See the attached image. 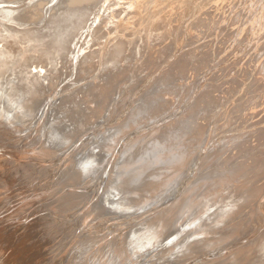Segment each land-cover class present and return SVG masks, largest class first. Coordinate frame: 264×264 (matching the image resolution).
I'll use <instances>...</instances> for the list:
<instances>
[{
    "label": "bare ground",
    "instance_id": "bare-ground-1",
    "mask_svg": "<svg viewBox=\"0 0 264 264\" xmlns=\"http://www.w3.org/2000/svg\"><path fill=\"white\" fill-rule=\"evenodd\" d=\"M0 120L56 161L98 129L59 175L112 173L91 261L264 264V0H0Z\"/></svg>",
    "mask_w": 264,
    "mask_h": 264
},
{
    "label": "rangeland",
    "instance_id": "rangeland-1",
    "mask_svg": "<svg viewBox=\"0 0 264 264\" xmlns=\"http://www.w3.org/2000/svg\"><path fill=\"white\" fill-rule=\"evenodd\" d=\"M120 122L121 121H118V123L114 124H119ZM12 125L13 123L6 124V122L0 120V264H91L90 262L93 260L91 261L90 257L89 260L87 252L92 250H84V247L86 248L91 245V239L94 240L92 242L98 241L102 243L103 240L108 241L107 238L110 235H112L113 239L114 237H117L116 235L118 232L120 233L122 230L126 229L125 227L123 229L122 227H119L121 230L118 227L115 228V221L113 222L115 217L113 215L105 216L107 219H104L105 217H99V220L98 217H94L93 219L91 213L87 214L91 204L101 198L99 195H102L104 188L108 183H105L104 180L108 181V178L111 177L109 175H112V173L108 174L103 180L104 184L102 182L99 186H97L96 183L93 184V182H91V184H87L86 182L85 186H83L85 181L89 178L82 177V179V174H76L78 176L77 179L80 178L77 183L80 181V184L69 186L67 179L64 180V178L60 177L62 176L60 172L62 173L69 166L73 169L77 168L76 165H71L70 163L71 161H79L77 160L80 159L78 158V156L81 155L79 152H82L79 151V149H82V147H84L83 145L87 142H91L87 143L89 145L94 144L95 142V144H100V142L97 141V138L96 140L94 138V136L97 135L96 131L98 129H95L94 132H89L90 136L88 133V135L86 134V137L82 140V145L78 146V149L77 146L75 148V150L78 151L77 153L75 150L71 152V156L73 153L77 154L76 157L73 155L74 157H72V159L75 158L74 160H72L69 155L70 159L66 157L64 160L56 161L47 158V152H44L45 146L43 142L40 141V136L38 137V134L36 133L37 130L34 131V133L32 131H30V133L27 131L28 134L24 133L22 135L20 133V135L18 133L20 128L29 130L31 129L30 126L21 127L20 125L19 128V124ZM16 126L18 127L17 133L15 131L17 129ZM20 137L23 138L21 139ZM34 137L37 138L35 139ZM92 141H94V143H92ZM30 144L32 145L30 146ZM62 166L65 167L63 168ZM112 170L113 169H111L110 172H112ZM81 179L84 180V183ZM103 185L105 186L102 188ZM68 186L73 190L75 188L76 191L68 189ZM92 186H97L96 190H99H97V192L95 190L91 193V191L95 189ZM81 187H85V189H82ZM89 188L92 190L90 191ZM86 189L89 191L86 192ZM71 190L72 194L77 193V198L82 197L80 199L83 200L80 202V205H74L76 210L73 205L69 206L70 202L68 194L71 193ZM80 191L82 192L81 194ZM98 192H100V194ZM110 216L113 217L109 218ZM108 219H112L111 221L113 223L111 224V221H107ZM105 220L109 223L107 224ZM116 229L119 231L115 232L114 230ZM110 230L112 231L109 232ZM113 231L115 233H113ZM98 234L100 236L103 235L101 237L102 239H99L100 236H98ZM106 235L108 237L104 238ZM118 238H120V236H118ZM93 246L98 247L95 246V244ZM82 252L87 254H83ZM128 253H130V251ZM128 258H126L127 262L125 259H122V262L120 263H146L143 257H139L140 259L137 258L139 261L133 260L135 258H131V256ZM131 260H133V263ZM94 261H98L97 264H102L100 259ZM94 261L92 264H96Z\"/></svg>",
    "mask_w": 264,
    "mask_h": 264
}]
</instances>
